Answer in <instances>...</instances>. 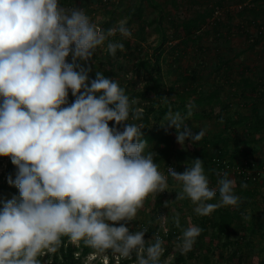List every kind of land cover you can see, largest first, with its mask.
<instances>
[{
  "label": "clouds",
  "instance_id": "1",
  "mask_svg": "<svg viewBox=\"0 0 264 264\" xmlns=\"http://www.w3.org/2000/svg\"><path fill=\"white\" fill-rule=\"evenodd\" d=\"M117 33L132 37L126 20L105 31L83 8L60 0H0V157L15 166V179L10 173L7 183L19 191L0 200V264H42L44 256L52 264L51 257L69 245L91 249L99 264H170L172 257L161 261L165 241L159 232L146 241L148 227L132 232L127 226L150 197L169 191V177L179 190L165 208L188 199L196 215L208 216L243 203L228 172L210 186L200 158L186 162L182 173L161 171L144 139L139 99L101 71L89 80L91 69L78 61H89L98 49L113 58L125 51L112 39ZM195 107L189 102L181 112L169 106L159 122L166 132L175 129L182 146L206 135L204 128L194 134L186 122ZM156 219L167 233L169 217ZM171 220L180 230L175 248L187 254L202 229L182 226L175 210Z\"/></svg>",
  "mask_w": 264,
  "mask_h": 264
},
{
  "label": "trees",
  "instance_id": "2",
  "mask_svg": "<svg viewBox=\"0 0 264 264\" xmlns=\"http://www.w3.org/2000/svg\"><path fill=\"white\" fill-rule=\"evenodd\" d=\"M69 6H72L73 0H66ZM107 0H98V3L102 6L106 4ZM175 4L176 0H172ZM237 1L241 7H243L238 14L243 17L244 21L234 24L231 9L229 7L224 9L226 4L225 0H204L199 6L202 9H196V14L181 21L171 12H168L162 3L157 2V0H147V2L157 10V16L153 19H147L145 17V0L132 1L124 7L122 13L119 9L111 12L113 16L110 20L104 22L105 31L117 24L118 18L127 16L129 21L133 22L136 19L139 22V28L136 29L135 33H132L133 37L123 39L125 44L129 47L135 44L133 52H127L132 60L130 65H125L123 61H120V52L117 51L116 57L106 54V61L111 65L108 70L101 71L106 78L117 80L122 87H126V92L130 98L140 97L143 101L139 102V107L143 108L144 118L143 123L145 128L142 129L144 139L148 141L153 148L157 149L156 162H159L161 158L168 159L171 154L177 155V159L182 162L185 156L191 158H197V151L194 149L196 144L202 145L201 160L204 162V168L208 172L209 176H216L218 171L224 169L228 164L234 166L238 161H236L240 156L245 155L246 158L241 163L243 165L252 166L253 163H257L256 159L251 158L252 152L255 151L254 145L259 139L256 137V132L264 130V67L259 69L256 73L257 79H253L248 74L249 72L243 70V76L237 81L234 77L235 68L231 61V58L226 57L225 52L221 50L218 46L211 47L205 46L201 43L203 34L206 31L212 30L215 35V40L226 38L228 39L229 34L233 33L235 29H246L248 30L251 25L257 26V36L258 38H264V0H234ZM197 2V1H193ZM223 12L228 15V21L224 20L222 17ZM168 22L170 26L175 27L172 33H168V28L165 25ZM151 27L159 33L158 41L156 45L150 50L146 48L142 43L146 40L145 34ZM211 27V29H208ZM227 28L229 31L224 32L223 29ZM135 37V42L133 41ZM121 36L119 33L112 38L119 40ZM255 40V37L252 38ZM259 40V39H258ZM257 40V41H258ZM176 42V43H174ZM196 47V51H200L203 54L202 60L199 62L200 65L194 66L193 68L187 69L185 74L181 75L177 81L172 85H168L165 80L162 62L167 60V54L172 55L175 59L183 56H187L188 46ZM245 51V50H244ZM211 52H213L212 55ZM241 53V52H240ZM93 66L90 65L88 68L89 78L93 77ZM126 66V67H125ZM129 73H136L137 75L144 77L145 84L142 89L137 90L136 87L131 88L129 86ZM222 79L226 82H231V84L236 83L241 88V94L245 99V103L250 105L251 113L241 114L239 110H236L235 117L233 115H228L224 117V111H228L232 103L228 101L223 104L221 112H218L217 118L223 120V128L216 132L213 138L208 139L204 137L199 143L193 144L190 141H185V145H189L190 150L195 151V154L189 153L187 150L182 148H175L172 145L175 135L160 126V121L165 115L169 106L173 110H179L185 112V105L189 102H194L195 109L194 114L191 118H203L210 117L214 114V106L221 101L220 88L216 85L215 89L206 92L203 90V84L208 83L209 79ZM121 78L129 81H121ZM212 84H216L215 80ZM178 84L183 85V88H179ZM71 91L69 90L68 97H71ZM163 97L168 98V103L163 102ZM69 100V99H68ZM208 107V108H206ZM223 111V112H222ZM191 118L186 121L190 128H192L195 134L194 127L190 123ZM243 124L247 129V136L238 139L234 138L237 133V127ZM198 133V132H197ZM254 136V137H251ZM242 140L244 143H248L251 150L248 147H243L242 145L237 146L235 149L231 147L230 141ZM211 144L217 146V153L212 155L209 147ZM253 145V146H252ZM249 151V152H247ZM4 158L0 157V163ZM229 159V160H228ZM226 161V162H225ZM246 162V163H245ZM172 162H169V164ZM174 164V163H172ZM264 165V162L260 163ZM9 169L8 173L13 175L15 179V166L8 161ZM175 165V164H174ZM176 166V165H175ZM8 174V175H9ZM240 181L245 183L251 182L250 180H243L239 177ZM248 194V193H247ZM13 196H19V191L14 186H10L7 180L0 183V200H8ZM0 204V208H2ZM243 206L238 208L231 207L225 208L221 207L211 215L203 216L200 219V223L197 224L202 229L201 234L198 236L200 238H206L210 240V244L214 243V239L217 237L226 238L223 243L224 246H229L232 243V238L235 234H238V230L233 228L235 217L243 213ZM213 225L217 230V233H208L209 226ZM116 226H119L118 224ZM148 227V226H145ZM149 231L146 233L148 235H153L159 232L161 234L160 226H149ZM246 230L255 232L256 231V219H253L247 223ZM133 232V229H130ZM180 235V230L176 229L173 224L170 225L169 233L164 234L161 238L164 241L170 242L176 239ZM244 237V234L241 236ZM66 239V238H65ZM204 246V245H201ZM165 252L161 257L163 261L164 257L170 252V248L164 243ZM210 248V247H208ZM238 250H235L237 252ZM92 252L89 248L78 249L74 246L69 245L67 248H61L56 256H53L52 264H89L85 262V258ZM199 254L198 248H193L188 252V256L197 257ZM135 257L133 256V259ZM133 261L123 260L121 264H131ZM264 262V261H263ZM47 264V263H42ZM96 264H99L97 261ZM109 264H114V260L111 259ZM172 264H187L186 255L181 253L175 259Z\"/></svg>",
  "mask_w": 264,
  "mask_h": 264
},
{
  "label": "rangeland",
  "instance_id": "3",
  "mask_svg": "<svg viewBox=\"0 0 264 264\" xmlns=\"http://www.w3.org/2000/svg\"><path fill=\"white\" fill-rule=\"evenodd\" d=\"M132 1L136 0H107L106 4L104 6L100 5L98 3V0H73L72 6H69L67 4L66 0H60L61 5L67 7V8H83L86 14L92 19L93 22H95L99 28L105 30V24L104 22L110 20L113 16L111 15V12H108V9H111L112 11H116L119 9V12L122 13L124 11V7L128 4H131ZM141 1V0H138ZM177 3L175 4L172 0H157V2L162 3V6L165 7V9L168 12H171L172 15L176 16L179 21L182 19H187L193 15L196 14V9H202L199 6L201 5L204 0H195L197 2H193L194 0H176ZM145 17L147 19H153L157 16V10L153 6H151L147 0H145ZM226 4L224 6V9L229 7L231 9V14L233 18V23L236 24L238 22L244 21V15L241 17L238 12L243 8L237 1L234 0H225ZM224 20L228 21V15L223 12L222 15ZM120 20H126L127 26L132 30V33H135L136 29L139 28V22L134 19L133 22L129 21V17L124 16L121 18H118V21ZM117 21V22H118ZM165 25L168 28V33H172L175 30V27L170 26L168 22H165ZM249 29L245 31V29L238 30L237 28L233 33L229 34L228 39L222 38L215 40V35L212 30H208L203 34L201 43L205 46H211L216 47L218 46L225 52L226 57L231 58L232 63L234 64L235 68V74L234 77L238 81L243 76V70L248 71L249 75L253 79H257L256 73H258L259 69L264 67V38H258L257 36V26L251 25L248 27ZM208 29H211L209 27ZM224 32L229 31L227 28L224 27ZM134 35V34H132ZM133 37V36H132ZM146 40L142 43L148 50L151 51V49L156 45L159 37V33L155 31L153 27L146 32L145 34ZM255 37V40H252V38ZM123 39L126 38H120L117 41H120L124 44L125 51L120 52V61H123V63L127 66L132 63V59L127 56V52L131 51L133 52L135 48V44H132L131 47L127 46ZM135 42V37L132 38ZM259 39V40H258ZM258 40V41H257ZM176 43V42H174ZM196 47H192L191 45L188 46V55L180 57L178 59H175L174 56L168 55L167 60H164L162 62L164 77L168 85H172L175 81H177L179 78H181V75L185 74L187 72V69L193 68L194 66L200 65L199 62L202 60L201 54H203L200 51L195 50ZM245 50V51H244ZM241 52V53H240ZM213 52H211L210 55H212ZM207 56V55H206ZM208 57V56H207ZM67 62L71 63V55L67 58ZM79 64H81L83 67L88 68L90 65L93 66V77L89 78V80L95 79V74L97 71H103L108 70L111 65L107 63L106 61V53L102 49H98L96 53H94L93 57L87 61H78ZM125 66V67H126ZM129 81H126L125 79L121 78V81H125V83L129 82V86L134 89L136 87L137 90L142 89L144 82V77L137 75L136 73H129L128 76ZM208 83L203 84V90L206 92H209L212 89H215L216 85L220 88L221 93V101L215 104L214 106V114L210 117H203V118H191L190 123L194 127L195 132L197 133L201 128L206 129V135L208 139L213 138L214 134L218 131H220L223 128V123H221V120L217 118L218 112H221V108L223 107V104L230 101L232 103L231 108L226 111H224V117L228 115H233L236 110H239L241 114H248L251 113L250 105H247L245 103V99L241 94V88L236 83L231 84V82H226L225 80L220 79H209ZM215 80L216 84H212ZM128 84V83H127ZM179 88H183V85L178 84ZM99 95V94H97ZM139 99V102L143 101L142 103H145L144 100H142L140 97H137ZM68 102L71 104L74 102L75 97L71 95V97H68ZM208 108V107H206ZM222 111V112H223ZM235 117V114L233 115ZM113 122H109V126L112 127L114 125ZM170 132H172L175 135V139L172 143L175 148H182L183 150H187L191 154H195V151L192 149L190 150L189 145H180L176 141V134L175 129H169ZM247 129L243 124H240L237 127V133L236 137L240 139L241 137H248L247 136ZM256 137H258V141L255 142V145L253 146L255 151L250 153L251 158L256 159L257 163L264 162V130L257 131ZM254 137V136H251ZM203 144V142L201 143ZM200 143L196 144V147L194 149L198 152L197 158H201V151H202V145ZM234 149L237 146H243L248 147L249 151L251 148L249 147L248 143H244L242 140L238 141L237 144H235V141H230L229 144ZM209 147V150L212 155L217 153V146H214L211 144ZM154 152H158L157 149L153 148ZM247 151V152H249ZM245 155L240 156L236 161L237 165L241 164ZM10 158H4L3 161L0 163V183L7 180L8 176V161ZM196 159V157H188L185 156L183 158V161L180 162L177 159V155L171 154L168 159L161 158V160L157 163L160 164V170L164 171L169 164V162H172L176 165V169L178 173H182L185 170L186 162H190L191 160ZM229 160V159H228ZM206 174L208 175V172L205 169ZM229 173V178L234 179L236 182V188L235 192L237 195L242 197L243 203L241 206H243V213L237 217H235V221L233 224V228L237 229L239 232L238 234H235L232 238V243L229 244V246H224L223 243L225 242L226 238L224 237H217L214 239V243L210 244V240L206 238H200L197 237L196 242L193 246V248L199 249V254L197 257L188 256V253L185 254L187 257V264H264V174H262L261 177H259L257 180H253L251 182H247L246 184L248 187L246 189H242L240 187L241 183L243 181L239 180V177L237 173L234 172V170L227 171ZM210 180V186L215 187L216 181L218 179V174L216 176H209ZM245 183V182H243ZM169 184V191H164L162 193H159L155 198L150 197L146 203L144 208L138 211V215L135 221L129 222L127 225L129 229H133V232L138 230L141 225L143 226H160L157 223V216L164 215L168 216V224L167 228H170V225L173 224L171 217L173 215V210L180 213V220L181 224L184 227H187L189 224L196 225L200 223V219L203 216H198L194 212V207L190 200L185 199L183 201H175L170 204L169 208H165L164 202L165 201H174L176 198L177 193L175 191L179 190V185L174 181L171 177L168 179ZM248 193V194H247ZM218 199V194H217ZM210 203H215L216 200L209 201ZM229 208V207H225ZM215 211V210H214ZM213 213V212H212ZM211 213V214H212ZM210 214V215H211ZM247 214L251 219L245 220L243 219V215ZM253 219H256V231L252 232L249 230H246L247 223L252 221ZM217 229L213 226H209L208 233L213 234L217 233ZM244 234V237H241ZM153 235L145 234V240H149L152 238ZM176 239L171 240L170 242L165 241V244L167 245V248H170V252L164 257L163 261L168 259L169 257H172L170 264L175 261V259L179 256L180 252L175 248V242ZM204 245V246H201ZM210 247V248H208ZM235 250H238L235 252ZM49 256H44L41 258L42 263H47L49 260ZM52 258V257H51ZM111 259H109L110 261ZM98 260L92 257L90 254L85 258V262L89 264H96ZM115 264V261H114ZM133 264V262L131 263Z\"/></svg>",
  "mask_w": 264,
  "mask_h": 264
},
{
  "label": "built area",
  "instance_id": "4",
  "mask_svg": "<svg viewBox=\"0 0 264 264\" xmlns=\"http://www.w3.org/2000/svg\"><path fill=\"white\" fill-rule=\"evenodd\" d=\"M167 167H173L177 171L176 166L172 163L168 164ZM231 169L234 170V172L237 173L238 177L242 178L243 180H250V181L257 180L259 177L262 176V174H264V165H261L260 163H253L252 166H250V165L248 166L246 164L243 165L242 163L238 164V165L236 163L234 166L228 164L224 169L218 171V174L223 173V172H227ZM163 172H165V174H166V169ZM166 227H167V225H166ZM159 231L161 232V234H160L161 237L164 234L169 233V229H168L167 233H165L161 227H160Z\"/></svg>",
  "mask_w": 264,
  "mask_h": 264
}]
</instances>
